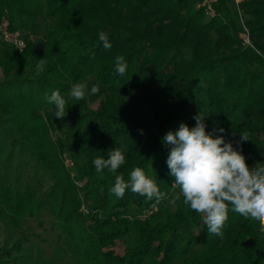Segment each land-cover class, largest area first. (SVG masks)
Instances as JSON below:
<instances>
[{"label": "trees", "instance_id": "obj_1", "mask_svg": "<svg viewBox=\"0 0 264 264\" xmlns=\"http://www.w3.org/2000/svg\"><path fill=\"white\" fill-rule=\"evenodd\" d=\"M237 8L252 47L243 46L226 0L215 1L210 19L188 0H0V25L6 22L9 32L21 33L38 18L46 23L42 48L27 40L18 51L0 41V221L43 231L42 217L49 216L50 231L77 264H264L259 222L231 206L220 238L208 233L203 215L184 205L183 196L168 211L154 210L155 200L130 189L122 198L110 191L116 175L128 181L140 167L164 199L178 194L167 165L171 146L163 138L181 122L194 127L198 113L206 131L242 151L250 168L257 155L264 164V0H243ZM117 56L127 64L123 75ZM40 59L44 71L38 73ZM77 82L88 85L81 101L68 96ZM56 90L67 100L63 118L55 117L45 95ZM102 95L110 105L92 109L90 100ZM58 122L81 145L74 159L82 154L85 161L77 177L61 158L63 139L51 140ZM243 132L249 140L241 141ZM115 147L125 149V164L115 174L96 172L93 159H106ZM42 231L23 236L0 264L18 259L14 249L22 244H44ZM116 242L124 246L121 255L113 250ZM33 259L41 262L39 251Z\"/></svg>", "mask_w": 264, "mask_h": 264}, {"label": "clouds", "instance_id": "obj_2", "mask_svg": "<svg viewBox=\"0 0 264 264\" xmlns=\"http://www.w3.org/2000/svg\"><path fill=\"white\" fill-rule=\"evenodd\" d=\"M98 38L105 50L111 49L107 33L101 31ZM115 61L116 71L125 74L127 64L124 57L117 56ZM36 67L38 73L43 72L44 59H40ZM90 92L97 94L99 85H93ZM87 94L88 85L84 82L73 84L68 92V96L76 101L84 100ZM45 95L56 108L55 117H65L67 100L59 90L53 91L50 96ZM194 119V127L181 122L178 130L167 132L163 138V143L171 146L167 165L173 187L179 189L175 200L183 196L184 205L202 214L209 234L223 238L222 229L230 206L232 211L246 219L258 221L264 234V164L257 163L250 168L242 151L234 148L231 142H225L222 135L216 136L215 130L206 131L205 116L198 113ZM219 131L222 133L224 129ZM240 136L241 141L249 140L247 132ZM125 159V149L115 147L108 151L106 159L98 156L92 163L98 173L108 169L115 174L125 164ZM126 189L156 203L166 197L155 179L146 175L140 167L131 171L128 181L122 175L115 176L110 191L122 198Z\"/></svg>", "mask_w": 264, "mask_h": 264}, {"label": "rangeland", "instance_id": "obj_3", "mask_svg": "<svg viewBox=\"0 0 264 264\" xmlns=\"http://www.w3.org/2000/svg\"><path fill=\"white\" fill-rule=\"evenodd\" d=\"M188 1L189 3L193 4L195 8H203L204 15L207 19H210L214 16L213 5L216 0H212V2L209 4L210 9L208 8V4L205 3V0H202L201 4H197L196 0H188ZM226 1L230 10L235 14L236 23L241 27V33L239 37L242 41L243 46L252 47V44L249 40L248 29L244 23L245 17L240 14V11L237 8V4L242 2L243 0H226ZM5 25L6 22H2V24L0 25L1 30L4 28ZM45 27H46V23L40 18H38L31 22L29 28L22 30L20 35L25 41L27 40L34 41L38 46L42 48L43 47L42 36ZM261 42L264 43V39H261ZM1 43L3 44L6 42L1 41ZM6 44L12 45L8 43ZM17 50L22 51L19 49ZM2 77L3 75L0 71V80L2 79ZM89 104L92 109L106 108L107 106L110 105L108 98L105 95H102L101 97L95 99L94 101L90 100ZM50 136L52 141H54L56 137H60L63 139L64 145L60 149L61 158L63 160L65 167L70 172V174L73 177H77L78 167L85 161V157L82 154H80L77 159H74V155L79 152V149L81 147L80 143L78 141L69 138V135L67 133V125L64 124L63 122L57 123V128L55 132L51 133ZM15 153H16V159L14 160L11 166L6 167L7 171L10 173L16 170V165L18 161L17 154L19 153V150L15 149ZM21 156L22 158H24L27 156V153H22ZM257 163L262 164V159L260 155H257L256 164ZM176 195L177 194L175 192H172L169 197L160 201L157 204V206L154 208V210L174 211L176 208V200H175ZM82 206L86 208L85 205ZM42 221H43V231L41 229L38 230L36 227H34L32 223H27L25 225L27 229H23V228L22 230H18L14 228L10 229L8 226L5 225V223L0 221V262L5 261V256H6L5 251L14 247V245L18 243V241L23 236H27L33 233L34 231L40 232L41 234L42 231V233L44 234L43 236L46 239V242L44 244H41L39 246L36 245L35 243L30 245L22 244L20 246V249H16V248L14 249L18 259H15L12 263H5V264H38L33 259L35 251H39L41 254V262L39 264H77L75 259L71 256L68 246L66 245L63 246L61 242L56 241L57 240L56 234L50 231L52 220L49 218V216L44 215L42 217ZM200 249H201L200 246H196L194 250L199 251ZM113 250L116 254L121 255L123 254L124 246L121 242H116V245L113 247Z\"/></svg>", "mask_w": 264, "mask_h": 264}, {"label": "built area", "instance_id": "obj_4", "mask_svg": "<svg viewBox=\"0 0 264 264\" xmlns=\"http://www.w3.org/2000/svg\"><path fill=\"white\" fill-rule=\"evenodd\" d=\"M211 2L212 0H205V3L208 4L209 9H210L209 4ZM0 40L2 42L12 44L16 49H19V50H22L26 44V41L21 37L19 32H9L6 29V25L4 26L2 30L0 28ZM76 185L78 188H81L83 186V182L76 181ZM81 211L85 214L87 213V209L84 206L81 207Z\"/></svg>", "mask_w": 264, "mask_h": 264}]
</instances>
